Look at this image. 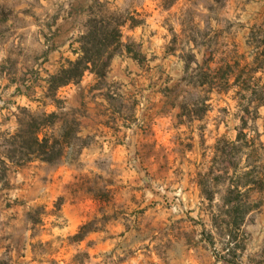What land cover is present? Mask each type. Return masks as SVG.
Masks as SVG:
<instances>
[{"label": "rangeland", "instance_id": "obj_1", "mask_svg": "<svg viewBox=\"0 0 264 264\" xmlns=\"http://www.w3.org/2000/svg\"><path fill=\"white\" fill-rule=\"evenodd\" d=\"M99 20L122 22L104 75L49 91ZM28 112L54 113L50 161L20 159ZM239 128L249 144L228 161L256 203L228 243L198 181ZM181 259L264 264V0H0V264Z\"/></svg>", "mask_w": 264, "mask_h": 264}, {"label": "trees", "instance_id": "obj_2", "mask_svg": "<svg viewBox=\"0 0 264 264\" xmlns=\"http://www.w3.org/2000/svg\"><path fill=\"white\" fill-rule=\"evenodd\" d=\"M111 23V21L105 22L104 20L96 21L93 25L91 24L89 30L79 37L77 40L79 46L74 51L75 59H65L58 70L49 75L46 80L49 91L55 92L61 86L79 81L85 71L94 72L97 76L104 75L108 67V60L111 58L107 49L120 42L119 28L122 22H116L114 26L110 27ZM258 59L259 55L257 54L255 61L258 63V68H262L263 63ZM52 101L57 107H60L62 103V100L55 98V96ZM26 115L27 123L22 125L19 122V128L14 135L18 139L20 159L29 161L33 157L40 156L43 160L50 161L52 155L55 154L53 152L54 144L58 142H52L48 136L39 138L38 134L43 127L49 124V118L53 117L54 113H42L40 116H33L28 112ZM220 144L221 146L217 149L218 155L215 154L221 159L219 162L222 166L219 169L220 174L215 175L216 171L213 166H209L202 174L198 185L201 197L207 200L210 209L211 226L220 232L223 230L228 232L231 240L227 242L231 243L236 240V235H232V232L239 230L245 215L253 209L256 202L248 196L244 197L239 183L235 180L237 177L235 167L228 161L232 151L241 146H248L249 140L239 128L233 141L222 139ZM57 155H59V151L56 152ZM253 183L260 185L261 178ZM215 192L219 196L213 204ZM203 233L205 240L212 245L211 232L204 231Z\"/></svg>", "mask_w": 264, "mask_h": 264}, {"label": "crops", "instance_id": "obj_3", "mask_svg": "<svg viewBox=\"0 0 264 264\" xmlns=\"http://www.w3.org/2000/svg\"><path fill=\"white\" fill-rule=\"evenodd\" d=\"M129 61H130V56L127 53L122 54L119 60H113V63H112L113 70H111V72L109 73L111 75V77L114 79H119V77H123L124 73H123V75L119 74V71H121V69H122V71L126 69V73H127L128 69L126 68L125 65H130ZM115 70H118V71L114 72ZM131 74H133V73H131ZM84 81L85 80L83 78V80H81V82L84 83ZM70 93L71 94H69V101L74 99V96H75L73 92H70ZM179 264H184V260L181 259Z\"/></svg>", "mask_w": 264, "mask_h": 264}]
</instances>
